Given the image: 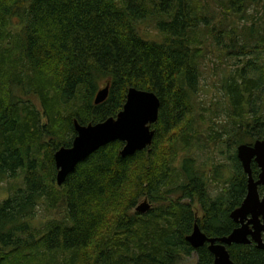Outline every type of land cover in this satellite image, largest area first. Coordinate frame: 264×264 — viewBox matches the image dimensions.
Wrapping results in <instances>:
<instances>
[{
	"label": "trees",
	"instance_id": "1",
	"mask_svg": "<svg viewBox=\"0 0 264 264\" xmlns=\"http://www.w3.org/2000/svg\"><path fill=\"white\" fill-rule=\"evenodd\" d=\"M211 1L242 20L262 0ZM204 7V0H0V183L24 174L0 202V264H181L193 253L198 264L214 263L207 245L195 250L186 238L196 224L210 238L230 235L248 178L231 156L233 175L214 198L193 157L178 165L180 153L201 140L193 116L204 51L194 37L215 20ZM151 28L159 39L145 34ZM216 28L230 37L236 31L221 21L212 37ZM257 33L251 27L249 39ZM252 63L223 85L236 147L264 139V120L252 110L264 77L247 76ZM107 86L108 99L96 105ZM131 88L161 101L153 144L123 158L124 144L111 143L58 186L54 154L72 146L74 122L116 118ZM252 169L257 178V165ZM212 179H221L218 172ZM144 198L155 208L137 213ZM43 210L53 216L38 226ZM228 250L236 264H264L254 244Z\"/></svg>",
	"mask_w": 264,
	"mask_h": 264
},
{
	"label": "rangeland",
	"instance_id": "2",
	"mask_svg": "<svg viewBox=\"0 0 264 264\" xmlns=\"http://www.w3.org/2000/svg\"><path fill=\"white\" fill-rule=\"evenodd\" d=\"M204 3L207 5V8H203L205 17L215 18L212 26H219L222 21L223 24L228 26L227 29L230 33L236 31L230 37L227 34L221 35L219 33L220 29L216 28L217 31L212 37L210 33L212 26L204 28L201 25L202 27L198 28L195 37L193 36L194 39L196 38L195 40L198 39L201 43H195V46L201 45V49L204 51V59L200 68L201 83L198 96L195 99L193 116L197 122V132L200 134L201 140L193 145L191 152L180 153L178 165L184 157L189 155L193 157L196 160V166L205 171L206 178L209 179V192L215 198L225 188V182L223 181L229 180L233 175V165L230 163L229 158L237 154V148L239 147L232 144L234 135L237 133L236 123L228 116L230 102L225 95L223 85L231 72L234 73L250 61L253 62V68L248 70L247 76L249 78L264 77V0L251 6L246 15L247 18L242 20L237 15L227 11L225 7L220 6V3L217 5L211 0H204ZM251 27L259 32L255 34L253 39H249V29ZM144 32L153 39H159L160 37L152 28L144 29ZM218 39L220 40L218 41ZM242 47H245L246 50L242 51ZM253 69H256V71L254 72ZM252 100L253 112L264 120V83L261 89L254 94ZM35 104L41 111L39 104L37 102ZM250 117H246L247 120H250ZM43 122H46V119ZM215 132L220 134L219 138L222 140L218 146H215L214 142L210 140L212 135L215 136L216 140ZM228 138L230 141L227 143ZM218 166L221 169L217 171L216 167ZM213 172H218L221 178L219 181L212 179ZM23 178L24 174L21 173V178L17 180L10 179L0 183V202L13 195V186L19 187L23 182ZM263 192L260 189L261 196H263ZM146 199H142L139 205L148 201L152 208H155V204ZM173 199L176 200V198ZM194 211L198 216H202L199 205H195ZM52 216V214L43 210L35 224L40 226L51 219ZM198 260V255L193 253L190 257H183L181 264H198Z\"/></svg>",
	"mask_w": 264,
	"mask_h": 264
},
{
	"label": "water",
	"instance_id": "3",
	"mask_svg": "<svg viewBox=\"0 0 264 264\" xmlns=\"http://www.w3.org/2000/svg\"><path fill=\"white\" fill-rule=\"evenodd\" d=\"M110 87L99 91L95 104L104 103L109 96ZM161 101L153 92L131 88L123 110L116 118L98 124L81 125L74 122L76 137L71 147H62L54 156L57 175L56 183L63 186L68 176L77 166L87 160L99 149L114 142L124 143L121 151L123 158L135 155L153 144L155 130L152 125L159 119ZM237 158L248 178L247 194L241 206L235 209L231 220L237 225L233 232L224 237L210 238L196 224L186 240L198 250L207 245L214 256L213 264H236L231 259L228 248L233 245H252L264 251V139L255 143L242 144L237 148ZM259 169L257 178L253 175L252 165ZM152 209L148 201L136 208V212L147 214Z\"/></svg>",
	"mask_w": 264,
	"mask_h": 264
},
{
	"label": "bare ground",
	"instance_id": "4",
	"mask_svg": "<svg viewBox=\"0 0 264 264\" xmlns=\"http://www.w3.org/2000/svg\"><path fill=\"white\" fill-rule=\"evenodd\" d=\"M14 49H15V48H14ZM103 89H104V88H103ZM103 89H102V90H103ZM100 91H101V90H100ZM158 120H159V119H158ZM154 125H155V124H154ZM86 126H87V125H86ZM152 126H153V125H152ZM151 128H152V127H151ZM254 143H255V142H254ZM123 144H124V143H123ZM120 155H121V153H120Z\"/></svg>",
	"mask_w": 264,
	"mask_h": 264
},
{
	"label": "flooded vegetation",
	"instance_id": "5",
	"mask_svg": "<svg viewBox=\"0 0 264 264\" xmlns=\"http://www.w3.org/2000/svg\"><path fill=\"white\" fill-rule=\"evenodd\" d=\"M152 130H153V129H152ZM75 132H76V131H75ZM66 148H69V147H66ZM58 150H59V149H58ZM58 150H57V151H58ZM54 156H55V154H54ZM55 166H56V164H55ZM56 170H57V169H56Z\"/></svg>",
	"mask_w": 264,
	"mask_h": 264
}]
</instances>
